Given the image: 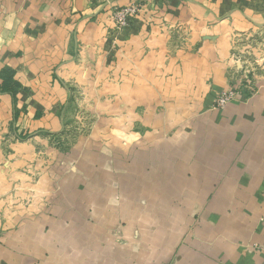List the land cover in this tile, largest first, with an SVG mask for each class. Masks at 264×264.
I'll use <instances>...</instances> for the list:
<instances>
[{
    "label": "crops",
    "instance_id": "0c3cea01",
    "mask_svg": "<svg viewBox=\"0 0 264 264\" xmlns=\"http://www.w3.org/2000/svg\"><path fill=\"white\" fill-rule=\"evenodd\" d=\"M260 32L264 0H0V264H264L263 78L214 107ZM71 87L103 115L61 151Z\"/></svg>",
    "mask_w": 264,
    "mask_h": 264
},
{
    "label": "rangeland",
    "instance_id": "374dc122",
    "mask_svg": "<svg viewBox=\"0 0 264 264\" xmlns=\"http://www.w3.org/2000/svg\"><path fill=\"white\" fill-rule=\"evenodd\" d=\"M126 8L133 7H116L113 9L112 17L117 11L127 10ZM139 10V6L135 7L133 14L139 13ZM129 16L130 15L128 14L123 20L126 21V24H122V21L119 23L117 19L113 17L117 32L126 30L129 25ZM253 34L254 35L240 34L238 35L239 38L236 39V45L239 44L241 47L234 50L233 60L235 63L239 64L241 69L235 70L234 68L233 72L228 73L230 86L227 89H222L216 95L214 107L217 109H224L229 103L238 99L239 96L252 97L256 95L261 88V86L256 85V80L263 78L264 81V56L259 55L261 52L264 53V34H262V32H260L259 35H257V33ZM255 36L257 37V42L255 41ZM70 90L73 101L76 103V115L71 123L66 125L69 128L68 134L62 138L59 137L56 141V143L60 145L61 151H64L65 145H67V148H70L81 136L85 135V137H88L103 115V111L100 110L101 108L99 109L92 99H86V97H91V95H88L89 93L85 89L71 87ZM231 93L233 94V97L229 102L225 103V106H223L221 101L227 97L226 95H230ZM91 94L94 96V93ZM26 191H28L27 188H25V192ZM35 201L34 197L26 196L24 200H20V203L21 205L23 204L25 208H29L34 205Z\"/></svg>",
    "mask_w": 264,
    "mask_h": 264
},
{
    "label": "built area",
    "instance_id": "2783aa9c",
    "mask_svg": "<svg viewBox=\"0 0 264 264\" xmlns=\"http://www.w3.org/2000/svg\"><path fill=\"white\" fill-rule=\"evenodd\" d=\"M127 10H121V11H117L115 14H113V17H115L117 19V21L120 23V21H122V24H126V21H123L125 16H127L128 14H133L135 8H126ZM227 97H225L221 102L222 105L225 106L227 102H229L231 100V98L233 97V94L231 93L230 95H226Z\"/></svg>",
    "mask_w": 264,
    "mask_h": 264
}]
</instances>
